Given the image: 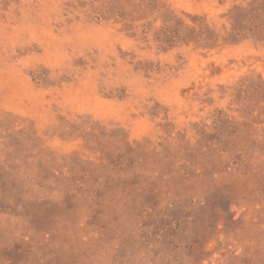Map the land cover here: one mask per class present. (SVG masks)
I'll use <instances>...</instances> for the list:
<instances>
[{"label": "rangeland", "instance_id": "rangeland-1", "mask_svg": "<svg viewBox=\"0 0 264 264\" xmlns=\"http://www.w3.org/2000/svg\"><path fill=\"white\" fill-rule=\"evenodd\" d=\"M0 264H264V0H0Z\"/></svg>", "mask_w": 264, "mask_h": 264}]
</instances>
